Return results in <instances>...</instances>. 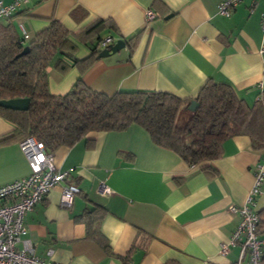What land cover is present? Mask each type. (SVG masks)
Listing matches in <instances>:
<instances>
[{
	"label": "crops",
	"instance_id": "0c3cea01",
	"mask_svg": "<svg viewBox=\"0 0 264 264\" xmlns=\"http://www.w3.org/2000/svg\"><path fill=\"white\" fill-rule=\"evenodd\" d=\"M222 1L31 0L0 26L24 46L51 21L67 30L74 49L56 53L46 70L52 95L71 89L80 76L73 59L86 58L89 44L83 42L94 39L83 33L104 21L109 27L100 36L127 44L84 71L82 81L91 90L108 96L118 90L167 92L192 101L206 83H227L252 105L264 90V0H241L228 17L217 12ZM147 9L156 15L149 23ZM14 130L0 116V186L30 173ZM261 155L247 136H235L223 142L218 159L188 165L137 125L90 133L52 153L56 169L69 175L26 213L22 239L35 256L56 264H236L238 246L225 256L219 249L239 222L229 208L244 202ZM68 183L79 193L63 207L61 190ZM101 183L109 194L99 192ZM94 207L99 210L83 216ZM262 209L264 183L254 199V210ZM259 239L264 243V227Z\"/></svg>",
	"mask_w": 264,
	"mask_h": 264
},
{
	"label": "trees",
	"instance_id": "16d2710c",
	"mask_svg": "<svg viewBox=\"0 0 264 264\" xmlns=\"http://www.w3.org/2000/svg\"><path fill=\"white\" fill-rule=\"evenodd\" d=\"M104 23L97 21L84 31V37L94 38L83 42L89 44L90 53L84 59H73L80 76L61 96L49 92L46 70L56 53L74 49L67 30L51 21L24 46L7 26H0V100L29 99L26 111L0 108V116L14 125L20 141L33 135L52 154L60 147H72L90 133L123 131L137 125L156 146L175 152L188 165L218 159L223 142L235 136H247L252 149L262 152L259 163L264 161L262 89L255 102L248 105L229 84L208 82L195 98L198 106L189 111L191 100L167 92L118 90L108 96L88 88L82 74L101 51L99 45L104 38L100 33L109 27ZM24 47L28 49L20 55ZM181 113L184 117L179 122ZM98 210L94 207L83 216ZM257 214L259 237L264 209ZM96 236L98 239L100 233Z\"/></svg>",
	"mask_w": 264,
	"mask_h": 264
},
{
	"label": "built area",
	"instance_id": "2783aa9c",
	"mask_svg": "<svg viewBox=\"0 0 264 264\" xmlns=\"http://www.w3.org/2000/svg\"><path fill=\"white\" fill-rule=\"evenodd\" d=\"M31 0H13L5 4L0 0V20L9 19ZM241 0H223L219 3L217 12L228 17ZM156 17L151 9L145 11L147 23ZM260 28L262 32V46L260 53H264V14L261 16ZM23 39L28 35L23 30ZM115 41L104 38L99 47L106 48ZM19 148L27 160L30 173L28 176L0 186V264H56L44 261L33 254L29 240L26 236L27 228L24 224L26 213L40 203L46 195L56 186L66 181L69 173L56 169L51 153L46 152L44 146L33 135H29L19 143ZM264 183V168L261 163L256 166L254 183L244 202L230 206L231 213L239 217V222L231 233L228 242L220 245L219 253L225 256L229 249L235 246L240 248L236 264H264V243L257 234L259 216L254 210V199L260 193L261 184ZM101 194H109L110 189L105 183L99 186ZM79 188L75 184H65L61 190L60 205L70 207ZM21 242L22 247L16 248ZM51 254V250H48Z\"/></svg>",
	"mask_w": 264,
	"mask_h": 264
},
{
	"label": "water",
	"instance_id": "95a60500",
	"mask_svg": "<svg viewBox=\"0 0 264 264\" xmlns=\"http://www.w3.org/2000/svg\"><path fill=\"white\" fill-rule=\"evenodd\" d=\"M172 15H168L165 19L170 18ZM125 47V43L123 40H117L113 44L108 45L106 48L101 49L99 54L97 55V59H102L109 57L112 54L119 52L121 49ZM28 47H24L23 51L20 55L26 53ZM71 56V55H69ZM29 99L28 98H19V99H11V100H0V108L13 110V111H26L28 109ZM198 106L195 100L190 101L188 110L194 111Z\"/></svg>",
	"mask_w": 264,
	"mask_h": 264
},
{
	"label": "rangeland",
	"instance_id": "374dc122",
	"mask_svg": "<svg viewBox=\"0 0 264 264\" xmlns=\"http://www.w3.org/2000/svg\"><path fill=\"white\" fill-rule=\"evenodd\" d=\"M183 117H184V113H181V114L179 115L178 121L181 122L182 119H183Z\"/></svg>",
	"mask_w": 264,
	"mask_h": 264
}]
</instances>
